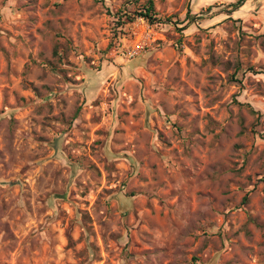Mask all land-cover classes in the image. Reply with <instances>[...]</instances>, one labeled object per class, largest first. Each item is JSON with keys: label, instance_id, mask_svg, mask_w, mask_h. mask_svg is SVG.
<instances>
[{"label": "rangeland", "instance_id": "obj_1", "mask_svg": "<svg viewBox=\"0 0 264 264\" xmlns=\"http://www.w3.org/2000/svg\"><path fill=\"white\" fill-rule=\"evenodd\" d=\"M237 1L0 0V264H264V0Z\"/></svg>", "mask_w": 264, "mask_h": 264}, {"label": "trees", "instance_id": "obj_2", "mask_svg": "<svg viewBox=\"0 0 264 264\" xmlns=\"http://www.w3.org/2000/svg\"><path fill=\"white\" fill-rule=\"evenodd\" d=\"M244 0H238L237 2L231 4V6L235 7V9H237L239 6H241L242 2ZM154 5H153V2L150 1L149 4L145 7H143L142 10H140L139 12H136L135 14L133 13L132 14H127V18L129 21H134L135 18L138 16V15H141L143 17H145L150 23H153L154 20L156 19L155 18V13H154ZM129 15V16H128ZM55 54L58 55V50L57 48L55 49ZM247 199V198H246ZM245 199V200H246Z\"/></svg>", "mask_w": 264, "mask_h": 264}]
</instances>
